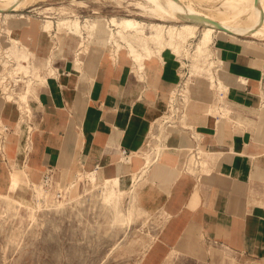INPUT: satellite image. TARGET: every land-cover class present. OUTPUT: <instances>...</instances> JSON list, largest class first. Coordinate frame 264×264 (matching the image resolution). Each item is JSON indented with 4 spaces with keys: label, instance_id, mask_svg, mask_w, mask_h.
I'll use <instances>...</instances> for the list:
<instances>
[{
    "label": "crops",
    "instance_id": "obj_1",
    "mask_svg": "<svg viewBox=\"0 0 264 264\" xmlns=\"http://www.w3.org/2000/svg\"><path fill=\"white\" fill-rule=\"evenodd\" d=\"M4 24L9 34L2 36ZM0 31V44L21 41L46 77L33 80L25 117L19 94L27 85L9 83L15 96L9 100L0 83V122L13 162L33 172L73 168L120 177L123 189L138 177V204L165 222L137 264H264V141L253 113L263 101L264 43L218 36L223 106L214 113L212 96L196 95L188 127L163 135L158 152V137L155 145L148 141L181 80L174 55L146 60L140 78L128 56L61 55L39 19L4 23L0 16ZM222 108L230 113L222 116Z\"/></svg>",
    "mask_w": 264,
    "mask_h": 264
},
{
    "label": "rangeland",
    "instance_id": "obj_2",
    "mask_svg": "<svg viewBox=\"0 0 264 264\" xmlns=\"http://www.w3.org/2000/svg\"><path fill=\"white\" fill-rule=\"evenodd\" d=\"M120 1L34 0L31 4H23L22 8H18L13 13L0 14V16L3 17L4 21L6 20V23L11 17L13 19L26 17L29 20L39 19L44 22L45 30L55 36L56 46L60 49L61 55L66 52L76 50L79 52L81 50V54L94 51L96 54L108 53L114 56L116 46L113 43H108L107 38L110 29L116 31V27H112L113 25L109 22L112 17L118 19L134 18L145 24L147 23V25L152 22H159L156 17L138 8L135 4L138 0ZM186 1L188 3L191 1L192 3L189 4H193L191 6L195 10H199L198 12L206 16L207 13L208 16L212 13V15L210 14L211 17L215 13H220L218 10L215 11L217 7L219 11L222 10L220 7L223 0H209V2L207 0ZM46 8L50 9L46 10ZM245 9L246 12L244 11L243 14L236 17V20L239 17L237 22L243 26L245 22L243 23L242 20L249 19L250 7ZM73 19H78L81 22V32L83 34L81 36L83 37H77L70 33L71 30L68 26ZM47 20L50 22H47ZM236 20L234 19L233 23ZM182 23V21L175 19L164 22L169 26H179ZM242 25H239V27ZM204 26L201 24L196 34L188 38L187 42H181V45L178 44V47L170 46L171 44L167 45L168 42L165 43V41L161 44L158 42L154 44L149 40L145 43L146 45L143 44L142 46L139 43L140 41L134 42L135 45H140L139 48L144 52H146V48H151V51H153L151 57H144L142 69L138 68L137 61L131 57L128 58L133 60L134 72L140 78H144L146 73L145 61L157 57L161 58L164 52H169L175 56L181 75L179 85L172 89L169 96L168 109L153 125L148 141L149 146L151 144L155 145L156 138L161 132H163L162 138L163 135L175 129V127H188L186 119L190 115L187 110L193 108V104H196L194 99L196 95L200 97L203 94L212 96L210 105L215 108V110L213 109L214 113L220 111L219 106L224 104L223 98L226 90L223 91L216 86L219 82L218 77L220 78L224 70L223 65L219 64L220 57L217 51V42L221 37H218L217 34L213 35V39L208 44L205 53L207 56L205 57L204 54L200 57L204 58L203 60L196 56V44L201 37L200 35L203 34ZM2 29L4 33L1 34L2 36H5V33L9 34L6 24ZM91 32L92 35L89 37ZM2 36H0V39ZM246 36L264 43V34L261 37H254L252 34L237 35L236 37ZM9 40L8 45L0 44L1 88L6 98L13 100L15 96L12 95L13 92L9 89L12 86L9 83L15 85L25 83L24 85L28 86L26 92L19 94L20 107L25 117L30 112L27 97L31 92L29 91L30 88L33 87V80L42 81L41 78L46 77L35 76L32 74L31 68L28 72L22 70L14 52L18 50V56H26L27 59L21 58L20 61L23 64H26L27 61V65H29V58L32 54L18 39ZM81 40L83 43H81ZM117 40H119L118 43L124 46L118 57L128 56L127 53L130 50L128 44L124 43L125 41L120 37ZM184 44H188L187 46L191 50L190 57L185 56L182 52ZM155 47L156 49H154ZM155 50L158 53H155ZM262 90H264V79L262 80ZM222 91L224 92L223 98H220L222 96L221 94L219 96L218 93H222ZM23 94H26L27 97L22 98ZM263 106L264 104H261L259 109L253 113L259 118L258 136L264 141ZM229 110L222 108V116L230 113ZM251 111L248 109L249 113ZM214 113L211 114L214 115ZM206 114H209V111H206ZM162 120L165 121L164 126H161ZM5 128L3 123L0 122L1 149L4 153V157L1 156L0 158V264H137L151 242L156 238L165 222V218L161 214L143 210L137 202L136 193L132 192L131 188L123 189L121 187L122 191L117 192L116 196L109 195L108 192L113 189V185L103 184L104 179L98 176L97 172L92 171L94 175H91L92 172L78 171L72 168L46 171V173L30 171L28 166L25 165L24 167L22 165L18 166L9 156L12 141L10 134L4 130ZM131 206L135 207V216L132 226L129 227L124 214Z\"/></svg>",
    "mask_w": 264,
    "mask_h": 264
},
{
    "label": "bare ground",
    "instance_id": "obj_3",
    "mask_svg": "<svg viewBox=\"0 0 264 264\" xmlns=\"http://www.w3.org/2000/svg\"><path fill=\"white\" fill-rule=\"evenodd\" d=\"M33 1L34 0H0V14L8 15V13H11V12L13 13L16 10H18V8H22V6H24L23 4H25V5L29 4V3L31 4V3H33ZM118 1H120V0H118ZM207 1L209 2V0H207ZM189 3H192V2L190 1ZM189 3L186 0H138L137 3H135L138 6V8L139 9L141 8V10H143L144 12H146L148 14H151L152 16L156 17V20L159 21V22H152L150 25H147V23L145 24L144 22H141V21H139L137 19H134V18L118 19L116 17H112L109 20V22L113 25L112 27H114V26L116 27V31H115V29L114 30L107 29V30H109V35H108L107 38H108V43H111V44L113 43L116 46V49H115L113 55L115 57H118L120 55V53L123 51V49H124V46L122 44L118 43L119 40H117V38L120 37L122 40L125 41L124 43L128 44V47L130 48L129 52L127 51L128 52L127 53L128 57L129 58L131 57L132 59L137 61L138 62V68L142 69L143 66H144V64H143L144 57H151V53L153 51H151V48H146V50H145L146 52H144V51H142V49L139 48L140 45L141 46L143 44L146 45L145 43L150 40V41L154 42V44H155V42L156 43L158 42V43L161 44L163 41H165V43L168 42L167 45L171 44L170 46L174 45L175 47H178L179 46L178 44L181 45V42H187L188 38H190L191 36L195 35L196 32H197V29L199 28V26H201V24L205 25L204 26L205 29L203 31V34L200 35L201 37L199 36L200 38H199V40H198V42L196 44V46H197L196 47L197 48V55L196 56L199 57V58L206 53V51L208 49L207 48L208 44L213 39V35L214 34L222 35V36H229L231 34L236 35V36L237 35L252 34L254 37L255 36H260L261 37V35L264 34V0H223L222 4L220 3L221 7L219 6L220 8H222V10L219 11L218 7L215 10L216 12H217V10H218V12H220V13H215L214 14V15L217 14L218 15V16L216 15L217 17L214 16V15H213V17H211L210 14L212 15V13H210V11H209V13H210L209 16H208V13H207V16L205 14H201V12H198L199 10H195L194 7L191 6L193 4H189ZM247 7H248V9L250 7V9H249L250 10L249 11V19L245 18L246 20H242L243 23L245 22L244 26H243L242 24L237 22L239 17L237 18V20H236V17L239 14H243L244 11L246 12L245 8H247ZM49 9L50 8H46V10H49ZM213 9H215V8H213ZM246 14H248V13H246ZM10 15H12V14H10ZM219 15H221V16H219ZM218 17H220V18H218ZM170 19L180 20L183 23L181 25H179V26H176V25L169 26V25L164 24V22H166V21H168ZM234 19L236 20L235 23H233ZM47 22H50V21L47 20ZM237 23H239V25H242V26L239 27V25H237ZM57 25H58V23H57ZM81 27H82L81 26V22L78 19L71 20L70 25L68 26V28L71 30L70 33L75 35V36H77V37H83V36H81V35H83L82 32H81L82 31ZM93 27L95 28V26H93ZM93 27H92V29H93ZM147 28H148V31H147ZM91 35H92V32L89 33V37H91ZM136 41L137 42L140 41L139 42L140 43L139 46L134 44V42H136ZM81 43H83V41ZM187 45H185L184 47L182 46L183 47L182 52H183V54L185 56L190 57L191 50H190V48ZM152 46H153V44H152ZM154 49H156V47ZM179 49H180V47H179ZM17 52H18V50H16L14 52V55H15L16 59L18 60L19 67L22 70H24L25 72H28L30 70V68H31L32 72H33L32 74H34L35 76L41 78V75H40V73L38 71V67L37 66H30L31 65L30 63H29V65L21 63V61H20L21 58H25V59H27V58H26V56H21V57L18 56ZM81 53H82V51L80 50L77 53V55H80ZM155 53H158V52L156 51ZM210 53H211V51H210ZM32 56H33V54H32ZM206 56L207 55L205 54V57ZM191 58H193V57H191ZM194 59L196 60V58H194ZM200 59H202V58H200ZM194 65H196V64H194ZM208 66H209V64H208ZM190 68H192V66H190ZM205 68H207V67H205ZM14 70L16 71L15 68H14ZM51 71H53V70H51ZM214 77H215V75H214ZM41 79H43L45 81L46 78H41ZM30 81H32V80H30ZM38 81H41V80H38ZM216 86H218V88L222 89V90H224V89L226 90L227 89V87L224 85V83L222 81H220V80H219V82H217ZM29 91H31V90H29ZM23 95L24 96H21L22 98H26L27 97L26 94H23ZM173 97H174V94H173ZM262 99H263L262 104H264V90L262 92ZM172 113H174V112H172ZM211 113L212 112H210V114ZM169 118H171V117H169ZM164 120H162L163 122L161 123V126H164V124H165ZM162 133L163 132H161L159 135L157 134L158 135V139H157L158 142L156 143L155 147H157L156 149L158 150V152L161 151L160 143L162 141V138H161V134ZM151 150H149V151H151ZM153 153H154V151H153ZM155 156H157V155H155ZM145 158H147V157H145ZM152 161H154V160H152ZM149 163H151V162L148 161V165H149ZM145 171L143 170L140 175L138 174L140 178L142 177V175L145 174ZM92 173L93 174H91V175H94V172H92ZM137 179H139V178L135 177L133 179L132 183H131V187L130 188L132 189V192H133V190L136 187ZM103 184H106V185L111 184V185H113V189L110 192H108L109 195H111V196H116L117 192H121L122 191L120 177H116L114 179H104L103 180ZM119 215H120V213H119ZM134 216H135V207L131 206V207H129L127 209V212L124 214L125 220L127 221V225L129 227L132 226V224L134 222Z\"/></svg>",
    "mask_w": 264,
    "mask_h": 264
},
{
    "label": "built area",
    "instance_id": "obj_4",
    "mask_svg": "<svg viewBox=\"0 0 264 264\" xmlns=\"http://www.w3.org/2000/svg\"><path fill=\"white\" fill-rule=\"evenodd\" d=\"M4 130L7 131L6 128H5ZM1 139H2V137L0 136V143L2 144V140H1ZM47 172H51V171H47ZM47 172H46V173H47ZM46 177L48 178V176H46ZM48 179H49V178H48Z\"/></svg>",
    "mask_w": 264,
    "mask_h": 264
}]
</instances>
